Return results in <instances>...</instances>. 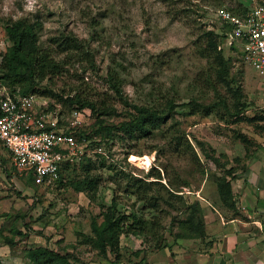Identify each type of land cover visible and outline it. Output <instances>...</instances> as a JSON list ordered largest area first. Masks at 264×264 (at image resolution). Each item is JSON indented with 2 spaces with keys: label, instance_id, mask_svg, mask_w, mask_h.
I'll return each mask as SVG.
<instances>
[{
  "label": "rangeland",
  "instance_id": "374dc122",
  "mask_svg": "<svg viewBox=\"0 0 264 264\" xmlns=\"http://www.w3.org/2000/svg\"><path fill=\"white\" fill-rule=\"evenodd\" d=\"M260 4L264 0H0V53L8 45L2 30L5 20L37 23L40 47H47L60 34L70 33L89 50L93 68L83 61H72L62 67L60 76L33 85L4 82L12 93L32 94L36 102L46 108L52 106L54 114L62 112L64 129L91 130L93 137L103 139L101 126L117 128L132 115L144 113L145 108L164 113L166 101L177 105L170 118L148 136L112 132L107 149L113 165H91L89 176L99 179L93 193L76 191L85 177L80 169L63 177L60 184L35 188L25 178L28 176L14 173L9 156L0 147V264H28L24 250L41 245L61 254L70 253L84 264H111L113 256H102L91 249L85 236L91 221H101V206L109 205L112 198L120 213L137 212L142 219L156 216L159 220L149 233L120 235V264H145L147 253L180 239L179 235L193 236L183 225L188 214L185 206L171 210L158 202L156 212H138L142 203L135 202L130 186L136 179L152 181L147 175L156 170L160 180L152 195L158 189L159 195L167 198L165 190L169 189L182 194L187 203L195 200L200 204L196 195L202 186L208 193L215 192L221 172L203 159L196 142L208 154L212 148L225 153L229 147L233 150V145H240L234 134L248 138L253 128L239 120L263 115L264 78L241 65L239 48L233 45L228 49L219 40L223 58L229 59L228 73L233 78L229 87L236 91L230 93L216 80L210 60L199 57L202 34L218 32L216 10L238 14ZM115 85L119 95L113 90ZM75 93L102 109L82 115L79 123L71 126L72 108L64 101ZM193 103L198 107L189 115ZM104 109L108 115L100 114ZM235 111L241 116H232ZM233 153L226 155L230 159ZM226 157L222 155L219 163L228 162ZM27 227H45V238L41 232L28 233ZM56 227H70L72 232L63 239L62 234H56ZM60 237L59 242H53ZM6 241H10L8 248L3 245ZM70 243L73 245L68 246Z\"/></svg>",
  "mask_w": 264,
  "mask_h": 264
},
{
  "label": "trees",
  "instance_id": "16d2710c",
  "mask_svg": "<svg viewBox=\"0 0 264 264\" xmlns=\"http://www.w3.org/2000/svg\"><path fill=\"white\" fill-rule=\"evenodd\" d=\"M264 5V4H262ZM232 12V11H230ZM219 22V21H218ZM37 23H27L25 20H5L3 22V33L7 46L2 53H0V82L12 84L16 82H29L32 85L35 82H42L45 79L60 76L62 73V67L69 65L72 61H83L89 68H93V62L87 46L79 39L70 33L60 34L58 37L52 38L47 47H40L37 42ZM228 32V27L225 24L219 23L218 32L212 30L204 31L202 47L199 49V57L203 59H209L210 65L213 68L214 76L217 81L226 87L230 93L235 94L236 91L229 87V83L233 82V78L229 77V59H224L219 48V40L222 38V34ZM242 64V62L239 60ZM113 90L117 95L120 93L118 85L113 86ZM48 96H54L50 91L45 92ZM236 96V95H235ZM71 107L70 113L76 111L78 113V119L84 114L90 115L96 111H100L96 103L87 97H81L76 93L68 97L64 103ZM165 112L156 111L151 108H145L144 113L141 115H132V118L126 122H122L118 127L114 126H101L100 130L104 132L103 139H96L91 130L88 132L75 128L66 129V133L71 134L77 140H83L89 146L100 147L107 158L103 156L95 155L93 158H84L81 163L77 165H64L61 167L60 175L58 179L51 185L60 184L63 177H66L76 169H80L85 177L80 181L82 187L77 186L76 191L79 193L82 190H86L89 193H93L94 188L98 185V177L89 176V170L92 164L99 165L100 167L107 166L112 168L111 156L108 152L109 139L113 131H122L127 135L139 134L140 137L148 136L152 130H155L160 124L164 123L170 118V114L177 106L170 101L165 102ZM189 106V104L185 105ZM196 104H192L189 115L193 114L194 108H197ZM106 108V107H105ZM46 110L54 112L52 106H49ZM69 113V114H70ZM90 113V114H89ZM101 115H108L109 112L102 110ZM207 114V113H206ZM239 114L238 111L233 112L234 117ZM56 118L59 126L63 118V113L56 112ZM68 123V120H66ZM100 124V123H99ZM68 125V124H67ZM66 125V126H67ZM234 138L239 141L244 150L251 145V141L240 133L234 134ZM190 149V146L187 145ZM203 159L207 160L214 168L220 170V174L217 176L215 182V193L217 199L221 203L231 201L230 197V185L227 178H231V169H224L225 163H219V158L222 155H215V150L210 149V154L203 150V145L196 142ZM246 151V150H245ZM237 159H234V161ZM110 161V162H109ZM2 167V162H0ZM14 171L13 167H11ZM118 172L122 173L119 169ZM152 173H148V177L152 178V181H144L136 179L130 186V194L134 196L135 202H141L142 206L138 212L143 210H149L156 212L158 209V202H162L166 207L171 210H178L179 206H185V210L188 211L187 217L183 221L184 227H188V231L193 236L183 237L179 235L180 239H201L204 237L203 221L201 216V209L198 201L187 203L185 197L182 194H177L175 191L166 189L167 198H162L159 193L160 190H153L155 186H159L160 175L158 171L151 170ZM65 172V175L63 173ZM2 173L5 174L3 170ZM15 173V171H14ZM16 174V173H15ZM9 179V175L5 174ZM17 175V174H16ZM19 177H25L20 175ZM28 178L33 187H39L34 185L30 176ZM50 185V186H51ZM49 186H45L48 188ZM148 194H151L147 196ZM115 199H111L109 205L106 207L101 206V221L96 223L91 221L88 235L85 236V241L90 245V248L96 250L100 255L106 256L109 253L113 256L111 264H120V235L138 233H149L156 227L159 220L156 216H151L149 220L142 219L141 216H137V212H131L128 214L120 213L116 209ZM161 212V209H160ZM16 234H19L18 231ZM8 247H10V241H6ZM137 252V251H136ZM134 254H137V253ZM24 257L28 261V264H84L77 258L70 255V253L61 254L60 252L48 249L46 247H36L24 250ZM141 264V263H138Z\"/></svg>",
  "mask_w": 264,
  "mask_h": 264
},
{
  "label": "crops",
  "instance_id": "0c3cea01",
  "mask_svg": "<svg viewBox=\"0 0 264 264\" xmlns=\"http://www.w3.org/2000/svg\"><path fill=\"white\" fill-rule=\"evenodd\" d=\"M239 121L252 126L247 134L251 145L246 151L241 144L233 145V150L229 147V154L235 152L230 159L226 151H215L216 156L222 154L228 159L224 169H231V178H227L231 201L221 203L213 190L208 193L202 186L196 197L200 199L204 237L167 242L163 248L147 253L145 264H264V113ZM44 228L27 227V230L33 235L41 232L45 238ZM70 229L58 227L56 234L63 237L72 232ZM62 237L53 242H59ZM3 245L8 248L6 242Z\"/></svg>",
  "mask_w": 264,
  "mask_h": 264
},
{
  "label": "built area",
  "instance_id": "2783aa9c",
  "mask_svg": "<svg viewBox=\"0 0 264 264\" xmlns=\"http://www.w3.org/2000/svg\"><path fill=\"white\" fill-rule=\"evenodd\" d=\"M214 17L228 27L221 44L239 48L242 64L264 78V5L238 14L219 9ZM36 101L32 94H14L0 82V147L17 175L30 176L34 185L45 187L58 179L64 165H77L95 155L107 158L100 147L66 133L56 115ZM78 117L76 111L70 113L71 126L79 123Z\"/></svg>",
  "mask_w": 264,
  "mask_h": 264
},
{
  "label": "bare ground",
  "instance_id": "6f19581e",
  "mask_svg": "<svg viewBox=\"0 0 264 264\" xmlns=\"http://www.w3.org/2000/svg\"><path fill=\"white\" fill-rule=\"evenodd\" d=\"M132 159V158H131Z\"/></svg>",
  "mask_w": 264,
  "mask_h": 264
}]
</instances>
